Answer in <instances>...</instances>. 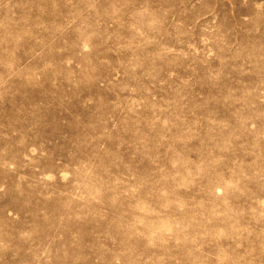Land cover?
Instances as JSON below:
<instances>
[{"label": "rangeland", "instance_id": "374dc122", "mask_svg": "<svg viewBox=\"0 0 264 264\" xmlns=\"http://www.w3.org/2000/svg\"><path fill=\"white\" fill-rule=\"evenodd\" d=\"M0 264H264V0H0Z\"/></svg>", "mask_w": 264, "mask_h": 264}]
</instances>
